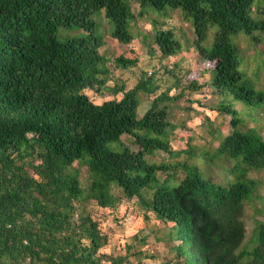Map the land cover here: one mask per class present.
I'll use <instances>...</instances> for the list:
<instances>
[{"label":"trees","instance_id":"16d2710c","mask_svg":"<svg viewBox=\"0 0 264 264\" xmlns=\"http://www.w3.org/2000/svg\"><path fill=\"white\" fill-rule=\"evenodd\" d=\"M136 1L135 13L130 0H0V264H128L136 245L124 256L102 253L108 236L89 206L115 212L132 199L171 225L166 236L178 264H264V222L256 221L248 248L243 220L258 186L249 173L264 170V87L257 88L258 71L248 75L239 43H264V0ZM149 7L180 10L191 22L194 40L186 51L192 48L208 65V81L183 86L179 66L166 63L164 75L172 80L161 75L163 84L158 72H142L126 89L111 75L94 17L103 14L113 25L111 37L129 46L132 23L147 17ZM151 25L160 61L177 57L186 36L180 40L164 23ZM73 27L85 34L65 43L56 39L59 28ZM114 61L125 72L138 64L122 54ZM187 90L211 95L215 111L230 118L229 133H217L214 153L200 156L203 164H228L220 168L219 182L190 162V140L184 151L170 146L171 106ZM86 91L113 98L95 104ZM143 96L153 98L139 116ZM124 135L137 151L124 144ZM158 152L169 161H151ZM182 153L188 157L174 160ZM80 167L87 169L85 186ZM133 255L137 264L155 260Z\"/></svg>","mask_w":264,"mask_h":264},{"label":"rangeland","instance_id":"374dc122","mask_svg":"<svg viewBox=\"0 0 264 264\" xmlns=\"http://www.w3.org/2000/svg\"><path fill=\"white\" fill-rule=\"evenodd\" d=\"M130 5L133 12H137L138 3L136 0H130ZM180 10L164 9L162 12H157L154 9H148V16L144 19H139L132 23L131 33L135 40L129 45H121L111 37L113 25L103 16L97 15L94 20L97 22V35H100L105 41L106 45L101 49L109 62L108 69L111 75L124 81L126 89H131L137 83L142 72L151 75L158 72L156 78L159 80L161 75H164L162 66L166 63L169 68L178 65L181 70L182 84L186 86L189 82L196 80L203 83L209 80L210 73L208 72V65L198 59L197 54L191 48L186 51V42L194 40L191 22H186L180 15ZM151 21L156 23H164L165 29L171 28L180 40L186 36L185 41L182 42V51L177 57L170 58L166 62L160 61V53L156 50V45L153 41V27ZM83 30L73 28H59L55 37L60 43H65L73 37L84 35ZM142 36L143 39H142ZM209 38L205 46L210 48L212 46V32L209 33ZM242 48L246 50V71L249 76L252 73H257V88L264 87V43L257 45L256 48H249L248 44L243 38L239 39ZM155 50L152 54L151 51ZM129 56L131 58H138V64L130 71H121L116 69L114 59L120 55ZM163 79H171L169 75H164ZM254 77V76H253ZM172 80V79H171ZM160 84H163L159 80ZM109 87L113 86L112 82H108ZM179 90L172 92L177 95ZM86 94L91 98L95 104H102L103 102L113 98L110 93L106 92L103 96L96 95L92 91H86ZM171 96V95H170ZM120 98V96H116ZM153 96L150 98L142 97L140 107L138 109L139 116H142L150 107ZM217 101L211 95L204 97L199 91L191 93L185 92V96L179 99L176 103H172V111L168 119L175 128L170 131V146L174 151H184L187 149V143L190 140L192 150L195 156L190 160L197 165V167L206 175L212 176L218 182L222 180L223 175L219 173L222 166L228 165L226 162H207L203 164L200 161V156L203 153L213 154L219 145L220 136L217 133L225 135L229 133L228 116L219 114L215 111ZM206 118L210 119L209 124ZM260 131L264 137V114L260 113ZM210 125V126H209ZM254 124L249 123L252 127ZM214 135V136H213ZM124 144L133 151H137V147L130 142L129 137L124 135L122 137ZM109 149L119 150L116 143H109ZM188 156L184 153L179 158L174 160L185 159ZM170 157L168 154L158 152L150 158L151 161L168 162ZM77 166V165H76ZM80 179L83 185L88 183V174L85 167H80ZM180 176L182 173H179ZM159 179L162 181L165 175L158 173ZM249 177L257 180V191L252 200L247 202L244 206L243 220L246 225V238L244 244L248 248L253 245L251 239L253 237L256 221L264 222V170L251 171ZM119 192L118 190L114 191ZM90 210L93 212V218L99 223L100 230L103 234L108 236V245L101 252L110 255L124 256L129 246H135L130 252V260L128 264H137L136 258L133 254L137 252L147 253L155 257V260L143 259L142 264H178L175 255L171 254L170 250L172 243L167 241L166 234L169 232L170 224L155 219L150 212L145 213L135 199L124 201L122 200L117 210H103L96 205H90ZM141 241V242H140ZM138 244V245H137ZM256 245V243H255Z\"/></svg>","mask_w":264,"mask_h":264}]
</instances>
